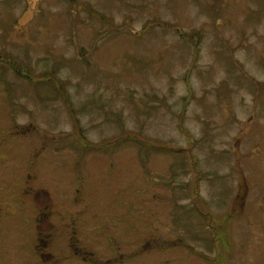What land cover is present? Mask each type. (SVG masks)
Listing matches in <instances>:
<instances>
[{
  "label": "rangeland",
  "instance_id": "rangeland-1",
  "mask_svg": "<svg viewBox=\"0 0 264 264\" xmlns=\"http://www.w3.org/2000/svg\"><path fill=\"white\" fill-rule=\"evenodd\" d=\"M219 1L225 8L218 17L222 24H214L218 18L212 9L201 7V0H42L23 34L25 28L20 33L10 23L26 10L27 1L0 0V51L20 58L28 52L35 60L33 69H57L60 89L68 92L59 101L61 133L74 124L73 133L85 134L91 143L103 138L101 145L78 148L82 156L101 160L97 163L103 165L104 201L126 197L141 198V203L154 201V205L145 203L142 211L155 213L158 244L172 236L169 250L181 247L177 245L180 238L196 246L198 234L208 236L199 218L185 224L186 212H180L184 188L190 193L196 182L189 156L192 145L184 129L197 138L202 125L191 113L197 111L198 117L211 123L218 106L226 111L230 77L239 71L231 62L230 32L236 28V36H250L244 33L248 25L240 24L251 20L248 8ZM248 2L252 9L257 5L256 0ZM228 17L236 24H228ZM74 18L80 24H71ZM11 36L41 39L30 48L26 40L18 44L3 40ZM7 69L0 63V85L19 88L26 98L29 92L51 84L35 77H14ZM186 85L192 90L187 94L191 99L188 118L183 114ZM216 99L220 105H214ZM69 108L74 110L72 116ZM207 136L195 144L203 173L200 185L224 221L226 202L222 200L229 196V189L225 183L219 186V169L224 164L212 131ZM218 136L227 148V126ZM182 146L186 151H181ZM62 164L66 163L61 158ZM170 207L175 214L166 218ZM231 227L230 264H251L244 224ZM206 252L212 254L211 249ZM183 258L178 256V264H183ZM160 260H164L163 253L156 252V261Z\"/></svg>",
  "mask_w": 264,
  "mask_h": 264
},
{
  "label": "flooded vegetation",
  "instance_id": "flooded-vegetation-1",
  "mask_svg": "<svg viewBox=\"0 0 264 264\" xmlns=\"http://www.w3.org/2000/svg\"><path fill=\"white\" fill-rule=\"evenodd\" d=\"M201 2V7L212 9L216 18L225 13L219 0ZM227 2L228 6L248 8L251 20L240 24L248 25L244 33L250 36H236V28L230 32L231 62L239 71L230 77L229 97L224 99L226 111L218 106L211 123L198 117L197 111L191 113L201 121L198 139L184 129L186 141L192 145L189 156L196 182L190 193L184 188L187 195L185 202L179 201L180 212H186L183 223L192 224L199 218L208 232L207 237L196 236V246L180 238L177 245L181 247L169 250L171 235L166 236L165 243H157L161 237L153 228L155 213L152 209L142 211L145 203L155 204L153 199L143 203L137 197L104 201L103 165L97 163V157L82 156L78 148L101 145L103 138L91 143L85 134L73 133L74 124L67 126V133H61L59 101L68 92L60 89L57 69H33L35 60L28 52L20 58L0 51V63L14 77H35L51 83L45 90L29 92L27 98L17 87L0 85V97L4 98L0 100V264H178L179 255L184 257L183 264H230L234 223L244 224L251 264H264V0H256L254 9L247 0ZM219 18L214 24H222ZM228 19V24H236ZM71 24L80 22L74 18ZM29 25L18 32L25 28L24 34ZM39 39L3 38L9 44L26 40L30 48ZM190 87L186 85L183 97L184 118L189 116ZM216 102L220 105L219 99L214 105ZM68 111L72 116L73 108ZM226 126L227 148L218 136ZM211 131L213 144L220 150V163L224 164L219 169V186L225 183L229 189V196L222 200L226 202L224 221L200 185L203 173L195 153V144L202 143ZM181 151H186L185 146ZM61 158L66 164L61 165ZM174 214L171 208L166 218ZM209 249L212 254L206 252ZM156 252L163 253L164 260L157 262Z\"/></svg>",
  "mask_w": 264,
  "mask_h": 264
},
{
  "label": "water",
  "instance_id": "water-1",
  "mask_svg": "<svg viewBox=\"0 0 264 264\" xmlns=\"http://www.w3.org/2000/svg\"><path fill=\"white\" fill-rule=\"evenodd\" d=\"M29 1L31 2L29 8L23 13V15L17 21L19 26H23L28 21H30V19L32 18V10L39 0H29Z\"/></svg>",
  "mask_w": 264,
  "mask_h": 264
}]
</instances>
